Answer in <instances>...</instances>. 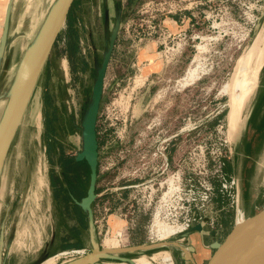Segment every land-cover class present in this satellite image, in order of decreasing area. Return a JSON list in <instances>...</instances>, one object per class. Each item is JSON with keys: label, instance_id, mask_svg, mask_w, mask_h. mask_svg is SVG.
<instances>
[{"label": "rangeland", "instance_id": "1", "mask_svg": "<svg viewBox=\"0 0 264 264\" xmlns=\"http://www.w3.org/2000/svg\"><path fill=\"white\" fill-rule=\"evenodd\" d=\"M5 1L0 0L2 2L0 14L4 10ZM107 1L112 4L116 0ZM198 1L118 0L115 2L117 9L123 7L125 12L114 56L119 62H113L108 69L106 89L103 90L100 108L103 109L109 103L111 94L108 87L114 82L111 77L120 74V77L115 79L119 82L124 74L132 72L129 66L133 52L127 51L130 48H128L129 41L124 39L126 32L132 36L138 24L142 20H148L151 15H156L158 19L173 18L177 21H181L183 15L192 18L186 31V45L179 59L167 60L166 66L164 60L158 59L164 65L165 71H162L160 76L151 74L152 82L140 96H143L145 111L133 120L129 132L143 130L151 120L157 124L156 130L182 132V135L179 133L173 139L174 171L176 162L188 152V161L183 166V172L191 182L203 172L201 158L193 149L197 146L213 149L216 141L208 139V132H227L228 147L231 151L230 160L231 158L233 160L228 161L230 167L228 171L227 165L226 171L241 181L238 204L245 219L264 208V147L257 153L255 146L251 145V151H246L250 138L243 140V137L238 135L245 128L252 92L243 103L234 129H229L227 118L230 92L232 89L235 93L238 92V87H234V84L236 78L240 77L237 71L239 63L253 43L256 50L246 66V75L250 76L252 69L264 62V0H201V5L196 7ZM53 2L54 0H15L8 46L0 67V89L9 85L25 47L37 33ZM165 2L175 5L172 13H167L171 7H167ZM142 7L147 11L141 13ZM74 12L75 24L80 33L81 51L78 57L84 58L88 67L87 70L82 71L78 59L73 62L70 60L64 36L61 35L59 40L56 39L0 170V262L3 260L8 261V264H33L41 256L38 254L50 237L51 226L46 215L48 198L45 189V114L51 112L55 106L59 119L64 118V112L73 116L77 127L75 132H79V122L89 97L93 78L91 49L97 48L100 54L103 51L102 0H80ZM113 23L112 18L110 28ZM185 23L186 21L178 25L186 28ZM65 30L66 24L60 33L64 34ZM171 30L177 34V27L171 26ZM262 64L259 65L260 68ZM196 65L201 66V72L190 84L181 85L179 81ZM258 80L256 79L255 86ZM46 97L50 101V106L45 103ZM3 105L4 97L0 95V114ZM219 110H223L224 114L218 118L215 114ZM220 124H223V127L220 128ZM63 129L62 125L57 124V133L64 132ZM99 142L101 146V140ZM109 176L114 178L116 174L101 176L100 191L108 183ZM109 197L104 194L93 205L94 219L97 222L95 238L100 247L116 250L165 240L183 245L196 243V240L191 239L190 236L176 241L177 235L165 239H153L150 242L148 215L135 217L133 223L131 220L133 218H128L127 222L126 219L121 220L127 224V230L121 237H114L119 224L115 219L118 211L116 201L113 204ZM113 198L115 200L116 195ZM222 204L224 203L216 201L211 205L209 214L212 215L213 224L212 227L204 226V232L200 235L198 243L203 244L197 247V264H206L213 253L209 245L215 240L223 241L235 224L234 214L229 211L230 209L227 211L221 209ZM111 218L115 219L112 225L113 233ZM210 231H214L215 235L211 236ZM61 233L60 230L59 234ZM118 239L122 241L117 243ZM7 241L8 247H6ZM83 244L81 247L54 248L48 255L53 257L63 253L55 261V264H59L78 256L76 253H71L72 250L89 251L88 235H84ZM129 256L136 264L141 262L161 264L164 256L169 257L171 264H182L181 251L173 245L132 253ZM103 264L119 263L105 261Z\"/></svg>", "mask_w": 264, "mask_h": 264}, {"label": "built area", "instance_id": "2", "mask_svg": "<svg viewBox=\"0 0 264 264\" xmlns=\"http://www.w3.org/2000/svg\"><path fill=\"white\" fill-rule=\"evenodd\" d=\"M165 4L171 7L167 13H172L175 5ZM198 5H201V0L196 2V7ZM143 8L141 13L147 11ZM185 17L187 16L183 15L181 21H177L173 18L158 19L156 15H151L148 20H142L138 24L132 36L125 33L124 39L129 41L130 48L127 51L133 52L129 66L132 72H127L119 82L114 81L109 85V103L99 109L96 122L97 138L102 142L97 176L116 174L114 178L109 176L108 183L100 191L98 198L105 194L110 196L108 199L111 198L113 204L116 201L118 213L115 218L119 220L126 219L127 222L128 218H133V223L135 217L148 215L150 242L153 240L151 231L155 218L178 227L180 231L176 235L202 223L204 218H207L204 226L212 227L213 218L209 212L216 201L224 203L221 209H230L235 216V223L244 220L243 211L238 204V179L226 171L231 156L227 132H208V139L216 141L215 148L197 146L193 149L199 154L196 153L201 158L203 169L193 182L183 172L188 152L176 162L174 171L173 139L179 133L182 135V132L156 130L157 124L153 120L143 130L129 132L136 119L134 105L152 82L150 77L153 73L145 70L154 62L140 60V52L146 44H151L157 60H164L165 65L167 60L179 59L186 45L189 22L192 21V18ZM185 21L186 28L179 27L178 23ZM170 25L177 27V34L172 32ZM222 112L223 110L216 111L215 115L219 116ZM222 125L219 127H223ZM96 223L94 219L95 229ZM125 230L126 223L122 233ZM70 252L77 255L85 253L84 250Z\"/></svg>", "mask_w": 264, "mask_h": 264}, {"label": "water", "instance_id": "3", "mask_svg": "<svg viewBox=\"0 0 264 264\" xmlns=\"http://www.w3.org/2000/svg\"><path fill=\"white\" fill-rule=\"evenodd\" d=\"M73 1L54 0L37 33L25 47L9 85L7 88L0 89V95L4 97V105L0 114V170L38 78L47 62L49 53L65 24ZM14 2L15 0H8L4 10L0 35V67L8 46ZM119 27L120 9L116 8L115 10L112 28L109 26V12L105 9L103 12L104 47L101 53L102 57L99 63L93 62L94 76L90 94L78 127L80 148L75 156V161L84 160L86 162L89 168V176L85 196L80 201H77L76 205L84 212L87 218L90 249L82 255L62 261L59 264H103L105 261L119 264H135L134 259L129 256L130 254L154 248H167L170 245L181 251L182 259L192 261L191 254L195 251L192 245L184 247L179 242H168L165 240L107 250L100 247L95 238L93 203L96 197L99 196V194L96 195L95 193L98 166L96 122L103 95V82ZM206 222L207 218H204L202 223L196 224L185 233L177 235L176 241L179 238L184 239L192 232H204V224ZM210 235L214 236V231H210ZM6 247H8V241ZM209 247L213 250V253L207 259L206 264H216L218 259L222 257L225 264H264V208L245 218L241 223H235L223 241H212ZM48 258H50L48 253L44 252L33 264H41ZM5 262L2 260L0 264Z\"/></svg>", "mask_w": 264, "mask_h": 264}, {"label": "flooded vegetation", "instance_id": "4", "mask_svg": "<svg viewBox=\"0 0 264 264\" xmlns=\"http://www.w3.org/2000/svg\"><path fill=\"white\" fill-rule=\"evenodd\" d=\"M115 2L116 1L109 4L107 0H102V24L103 12L105 9L109 12V26L112 18L114 20V12L115 8H117ZM122 9H120V27L125 18L124 8L122 7ZM117 37L108 62L103 82V90L110 65L115 61L119 62V60H115L114 58L117 48ZM102 42L104 47V33ZM98 51L97 48L91 49V68L93 70V76V62L96 61L99 63L102 57ZM259 73H261L259 80L257 77L258 81L252 91L253 96L250 99V107L247 113L244 131L238 134L239 137H243V140L247 137L250 138L247 142L248 147L246 151L250 152V147L253 145L257 153L264 147V62ZM118 76L114 75L111 77L112 81L118 79L120 77ZM56 111L57 108L54 106L51 109V112H54L56 116L53 122L55 128L54 132H50L49 134L44 133V153L46 155L45 189L47 190L46 196L48 198L46 215L51 230L49 240L42 247L38 256L44 252L50 254L54 248H69L75 245L83 246V237L84 235H88L87 218L84 212L76 205V202L80 201L82 197L85 196L89 176V168L86 162L84 160L75 161V156L80 148V132H75L77 127L72 115H68L64 112V118L61 120V117L59 119L56 115ZM57 124L60 126L62 125L65 131L57 133ZM100 149V142L97 138L98 164ZM232 160L231 158L230 162ZM237 179L239 187H241V181L239 178ZM100 180L101 176H97L95 185L96 195L100 193ZM97 199L98 197H96L94 203ZM60 230L62 232L61 234H59ZM6 264H8V261Z\"/></svg>", "mask_w": 264, "mask_h": 264}, {"label": "bare ground", "instance_id": "5", "mask_svg": "<svg viewBox=\"0 0 264 264\" xmlns=\"http://www.w3.org/2000/svg\"><path fill=\"white\" fill-rule=\"evenodd\" d=\"M255 50H256L255 44L253 43L250 50L248 51V53L246 54V52H245L246 55L241 59V61L239 63L238 70H237L240 77L236 78V81L234 84V87H236V88L238 87V92L235 93L233 89L230 92L229 112H228L227 124H228L229 129H231V130L235 128V126L239 120V117H240V113H241V109L243 107V103H244L245 99L249 96V94L252 92V90L255 86V82L257 79L258 72H259L258 69H260L259 65L262 64V63H260L254 70L252 69L250 76L246 75V72H247L246 66L250 62L251 57L254 54ZM201 69L202 68L200 65H196L192 69L188 70L186 75L179 81V83L181 85L190 84V82L193 81L197 77L198 73L201 72ZM226 87L227 86L225 85V87H224L225 91H226ZM2 197H3V194H2ZM115 219H117V218H115ZM115 219L114 218L110 219L111 227H112ZM117 221L119 222V224H117L118 226H117L116 231L114 233V237H116V236L121 237L122 236V228H123L124 223L119 219H117ZM238 222L241 223L242 221H238ZM113 231L114 230L112 227V233H113ZM179 231L180 230L178 227L171 226V225L161 221L160 219L155 218L153 223H152L151 235H152L153 239L158 240V239H165L167 237L174 236ZM121 241L122 240L118 239L117 243H119ZM104 249L113 250V249H109V248H104ZM62 254L50 257V258L46 259L44 262H42L41 264H55L56 259ZM223 260H224L223 257L218 259L216 264H225V262ZM164 262H166V264H171V261H170L168 256L163 257L161 264H164ZM141 264H148V263L141 262Z\"/></svg>", "mask_w": 264, "mask_h": 264}, {"label": "trees", "instance_id": "6", "mask_svg": "<svg viewBox=\"0 0 264 264\" xmlns=\"http://www.w3.org/2000/svg\"><path fill=\"white\" fill-rule=\"evenodd\" d=\"M79 3H80V0H74L73 1L72 5H71V7L69 9V12L67 14L66 21H65L66 30L64 31V34L60 33L58 35L57 39L59 40L61 38V35L64 36L65 43H66V51H68V53L70 55V60L73 62L74 60L78 59L79 60V64H80V69L82 71H85V70H87L88 63L85 61L84 58L80 59L78 57V55H79V53L81 51L80 46H79L80 33H79L78 27L75 24V22H76V14H75L74 10L78 6ZM75 64H76V61H75ZM74 67L76 68V66H74ZM75 68H74V70H75ZM45 103H46V105L48 104V106H50L49 105L50 101H48L47 99H45ZM223 114H224V112H222L218 116V118L223 116ZM55 119H56V116L54 115V112H49V111L46 112L45 120H44V127H45V132L44 133L45 134H49L50 132H54L55 128L53 126V122H54ZM227 165H226V168H227ZM227 169L229 171V165H228ZM219 214H224V213L223 212H221V213L219 212ZM73 247H81V245H75Z\"/></svg>", "mask_w": 264, "mask_h": 264}, {"label": "crops", "instance_id": "7", "mask_svg": "<svg viewBox=\"0 0 264 264\" xmlns=\"http://www.w3.org/2000/svg\"><path fill=\"white\" fill-rule=\"evenodd\" d=\"M8 0L5 1V5H4V10H5V6H6V3H7ZM2 4V2H0V5ZM4 10L2 11V14H0V35H1V31H2V23H3V17H4ZM140 60H143V61H152L154 62V64L149 67V68H146V72H152L156 75H161L162 74V71H165L163 70L164 69V65L161 64L158 60H157V56H156V52H155V49L154 47L151 45V44H146L144 46V48H142L141 52H140ZM166 66V65H165ZM166 69V67H165ZM143 96L140 97L137 101V103H135L134 105V114L137 116L143 114V112L145 111V109H143ZM203 234L202 233H197V232H192L191 234H189V236L191 237V239L193 240H196V243L195 244H191L189 243V245H192L194 248H195V251L194 253L191 254L192 256V261H188V260H184L182 259L181 257V261H182V264H197V256L198 254L196 255V252L198 250V246H202V244L198 243V241L200 240V235ZM198 244V245H197ZM182 246L186 247L188 245H183ZM182 254V253H181Z\"/></svg>", "mask_w": 264, "mask_h": 264}]
</instances>
